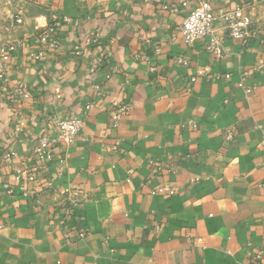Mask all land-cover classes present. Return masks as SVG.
<instances>
[{
    "label": "crops",
    "instance_id": "1",
    "mask_svg": "<svg viewBox=\"0 0 264 264\" xmlns=\"http://www.w3.org/2000/svg\"><path fill=\"white\" fill-rule=\"evenodd\" d=\"M20 4L14 34L0 6V157L13 152L0 166V264H264V0L245 45L216 31L221 57L178 32L196 0ZM62 17L65 46L38 56L33 38ZM88 37L96 44L74 54ZM20 83L28 95L12 102ZM71 115L83 119L75 143L61 163L40 164L36 140ZM17 168L35 169L26 192Z\"/></svg>",
    "mask_w": 264,
    "mask_h": 264
},
{
    "label": "built area",
    "instance_id": "2",
    "mask_svg": "<svg viewBox=\"0 0 264 264\" xmlns=\"http://www.w3.org/2000/svg\"><path fill=\"white\" fill-rule=\"evenodd\" d=\"M19 2L20 0H7V2ZM255 0L247 4L238 3L232 9H218L214 10L210 0H196V4L192 11L183 19L178 28L182 40L185 45L192 46L200 40H207L206 50L218 57L224 53L223 44L224 39L222 36H217V30L226 31L228 36L238 41L241 45H245L250 38L252 26V7ZM70 18L62 17L55 20L39 35L33 38V43L40 46L41 50L38 56H42L44 49L58 50L65 46L61 40L55 37L56 28L60 26L61 22H70ZM15 22L17 24L23 23V17L19 11ZM218 22L219 27L214 28L213 24ZM76 23V22H75ZM96 44L94 37H88L83 42V45H72L71 48L76 55L83 54L86 50ZM8 47L5 44H0V82L3 84V92H7L8 87L6 83L9 82L8 67L5 61L8 58ZM109 58L108 55H100L97 57L96 62L102 64ZM264 67V64H262ZM108 78V76H107ZM96 94L100 95V91L96 88ZM28 95L27 86L25 84H17L11 89L10 100L15 102L17 99H22ZM59 97V95H57ZM90 103L85 106L87 111L90 108ZM128 111L127 105H122L113 111L110 116V123L112 127H116L119 117ZM50 128L53 132V137L41 136L36 140L33 149V156L45 165L48 163L59 162L61 163L60 152L61 148H70L74 143L77 135L82 129V117L71 115L64 119L54 118L50 121ZM2 146L0 145V148ZM13 157V152L7 150L2 157H0V166L5 163H10ZM158 169L153 168L156 172ZM15 182L19 185V190L24 191V184L35 182V169L33 168H17L14 176ZM6 193L11 194L12 190L8 185H4ZM26 192V191H24ZM172 194V190H169Z\"/></svg>",
    "mask_w": 264,
    "mask_h": 264
},
{
    "label": "rangeland",
    "instance_id": "3",
    "mask_svg": "<svg viewBox=\"0 0 264 264\" xmlns=\"http://www.w3.org/2000/svg\"><path fill=\"white\" fill-rule=\"evenodd\" d=\"M3 5L4 9H6V12L11 15L10 17H5V18H11L13 20V23L9 25V30L11 34H14V31L18 29L23 23L17 24L15 22L16 16L19 11H21V15L24 13L23 11V5L20 3H11L7 2V0H0V6ZM1 21V19H0ZM16 34V33H15ZM9 40V39H8Z\"/></svg>",
    "mask_w": 264,
    "mask_h": 264
}]
</instances>
